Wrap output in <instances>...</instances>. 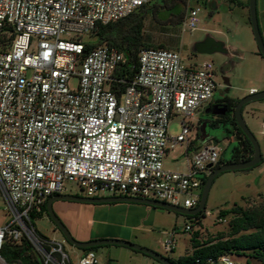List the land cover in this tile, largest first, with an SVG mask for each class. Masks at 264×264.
Masks as SVG:
<instances>
[{"label":"built area","instance_id":"obj_1","mask_svg":"<svg viewBox=\"0 0 264 264\" xmlns=\"http://www.w3.org/2000/svg\"><path fill=\"white\" fill-rule=\"evenodd\" d=\"M212 1L187 0L182 32L204 29L191 3ZM150 2L0 0V197L7 205L0 264H22L8 262L4 250L28 243L42 264H101L94 250L83 251L75 262L62 242L40 237L31 225V214L40 213L49 198L67 194L69 184L87 198L105 192L199 206L203 181L222 157L218 144L200 147L191 135L192 119L220 89L214 64L188 65L180 51L142 48L137 72L128 80L125 52L108 45L87 52L83 42L99 26ZM174 117L182 119L176 136L169 133ZM261 135L264 141V123ZM184 145L186 170L166 168L165 159ZM197 222L186 232L194 233ZM177 243L173 233L165 252L173 253ZM232 257L204 264H237Z\"/></svg>","mask_w":264,"mask_h":264},{"label":"rangeland","instance_id":"obj_2","mask_svg":"<svg viewBox=\"0 0 264 264\" xmlns=\"http://www.w3.org/2000/svg\"><path fill=\"white\" fill-rule=\"evenodd\" d=\"M175 1V2H174ZM166 0L164 5L161 0H151L150 7H154L152 15H147L144 35L145 41L159 48L180 51L188 65H201L204 62H212L215 69L227 63H232V68L228 74L230 78V96L239 101L251 95V90L257 92L264 91V59L258 55L259 49L256 43L250 23L249 8L240 6L238 2L247 3L249 0H213L207 5L192 2L191 6L199 9V18L204 29L195 32H182V27L173 25L179 18L184 21L187 13L186 7L181 2L183 0ZM260 27L264 38V0H257ZM155 13V14H154ZM208 36L224 43L228 53H215L212 55L198 54L194 48L198 42L204 41ZM83 42L94 44L97 42L93 35H85ZM217 72V71H216ZM218 75V73H217ZM220 89L215 93L214 98H219L223 82L217 76ZM76 82L72 83L74 87ZM205 111V110H204ZM204 111L196 114L192 119L194 127L192 136L197 135V146L200 143L208 144L214 142L224 156V160H229L232 150L236 146L234 137H228L224 127L213 128L210 124L211 118ZM244 119L251 131L256 136L261 145L264 157V141L261 135L264 123V100L256 101L244 107ZM181 117H174L169 124L170 135H179L182 131ZM233 130V129H232ZM218 141V142H217ZM194 154V150L189 151V158ZM187 154L186 145L172 151L165 159V166L171 170H186ZM67 194L87 197V193L77 185H67ZM99 197H109V193L101 192ZM0 224L7 220L6 208L2 196L0 197ZM264 201V161L256 167L237 172H227L220 175L214 182L207 201L206 215L202 219V225H194V231H199V241L202 243L209 239H216L220 234L227 235L230 231L231 216L219 218L220 211L229 210L235 205L245 208L256 207ZM125 205V204H121ZM133 210L127 206L102 205L97 212V216L102 217L107 222L120 224V228L125 233V238L118 239L132 242L142 247L149 248L157 253L178 261L179 259L192 254L191 244L192 232H186L188 224L192 220L185 216L170 211H164L158 216V224L151 232H136L133 239H128L131 234V222L128 220ZM219 219H222L221 221ZM35 228L45 238L52 241L62 242L66 250L70 253L75 262L79 260L83 250L73 247L66 242L61 232L56 229L51 220L44 216L35 221ZM134 233V232H133ZM176 233L178 241L177 248L173 253H166L163 244ZM116 239V238H112ZM28 246H31L28 243ZM31 246L26 252L33 251ZM101 264H161L153 258L143 253L129 248L119 246H102L95 251ZM237 264H262V262L250 257L232 255Z\"/></svg>","mask_w":264,"mask_h":264},{"label":"trees","instance_id":"obj_3","mask_svg":"<svg viewBox=\"0 0 264 264\" xmlns=\"http://www.w3.org/2000/svg\"><path fill=\"white\" fill-rule=\"evenodd\" d=\"M161 1L162 4H159L157 0L159 5H164L166 2V0ZM181 2L186 7V0ZM238 4L248 8L249 1L247 3L238 2ZM153 8L154 7L151 8L148 4L142 7L136 14L131 15L117 23L99 26L93 33L97 42L94 44H87V52L101 45H108L125 52L128 58V66L126 67L124 74L128 76V80L133 79L135 73L137 72L138 54L140 50L142 48L156 47L146 42L144 35L145 21L147 15H152V10L154 11ZM182 23V18H179L172 24L181 26ZM159 48H164V46ZM258 55L261 56L259 52ZM238 102L239 100L235 101L233 108L229 110V113L226 116L218 117L210 124L213 128L218 126L224 127L228 137L232 136L236 140V146L232 150L231 158L229 160H224V156L222 154L217 167L227 162L250 160L254 153L252 143L236 122L235 108ZM207 179L208 176L204 179L203 186L205 185ZM47 204L48 201L45 203L40 213L33 212L31 214L32 226L35 227V221L37 219H42L44 216H47L50 219ZM153 208L160 209L156 207ZM205 216L206 210L196 216H187V218L190 220H199V222L195 224L201 226L202 219ZM228 216H231L232 218L229 225L230 231L227 235L220 234L217 236L218 238L209 239L208 241L202 243L198 240L200 234L199 231H195L193 233V237L191 238L193 248L192 254H189L178 261H174L173 259L171 260L177 264H196V262L200 260L201 264H204L209 258L216 259L224 254L236 256H245L248 254L250 257L255 258L264 264V201L261 205L256 207L245 208L241 205H235L229 210L220 211L219 218H226ZM36 232L40 237L45 238L37 231V229ZM30 247L31 246H28V244L23 248L18 249H14L13 246H6L4 256L8 262L21 261L22 264H42L41 258H39L34 251L28 253L26 252V250ZM98 248L99 247H94L81 250L96 251Z\"/></svg>","mask_w":264,"mask_h":264},{"label":"water","instance_id":"obj_4","mask_svg":"<svg viewBox=\"0 0 264 264\" xmlns=\"http://www.w3.org/2000/svg\"><path fill=\"white\" fill-rule=\"evenodd\" d=\"M249 14H250V23L253 30V34L258 45L259 53L261 57L264 59V38L260 27L259 15H258V5L257 0H249ZM194 50L198 54H207L212 55L215 53H228V49L224 45V43L215 40L214 38L208 36L204 41L198 42L195 45ZM230 66L225 67V69H230ZM225 83L228 84V89H230V80L225 79ZM264 100V91L257 92L255 94H251L248 97L240 100L235 108V116L236 122L247 138L253 145L254 153L250 160L247 161H240V162H227L223 165L214 168L210 174L208 175V179L203 187L201 201L199 206L196 209H186L182 207H176L170 204H166L163 202L152 201V200H144V199H137V198H128V197H105V198H87V197H80L76 195H55L48 200L47 209L48 214L50 216L51 221L55 224L57 229L61 232L62 236L73 247L78 249H89L94 247H102V246H119L132 249L134 251L143 253L146 256L153 258L154 260L158 261L161 264H177L173 262L170 258H167L154 250H151L146 247H142L140 245L134 244L132 242L118 240V239H100V240H93L89 242H81L75 239L65 224L61 221L58 215L55 213L53 204L54 202L61 200V201H70V202H80L86 204H109V203H135V204H143L148 205L160 209H164L170 212H174L176 214L182 216H196L203 212L207 206V201L210 195V191L215 180L222 174L227 172H237V171H245L256 167L257 165L263 162V153L261 149V145L258 142L256 136L251 131L249 126L244 119L243 111L244 107L248 104L256 101ZM209 110L206 111L208 113ZM214 115H219L220 112L214 111ZM211 167V166H210ZM20 248V247H19Z\"/></svg>","mask_w":264,"mask_h":264},{"label":"crops","instance_id":"obj_5","mask_svg":"<svg viewBox=\"0 0 264 264\" xmlns=\"http://www.w3.org/2000/svg\"><path fill=\"white\" fill-rule=\"evenodd\" d=\"M203 145V143L199 144L200 147ZM96 198L105 197L98 196ZM102 205L127 206L130 210H133L128 219L131 222L130 227L134 232H131L129 235L128 239L131 240L136 236V232H151L158 224L159 214L166 211L164 209H155L152 206L135 203L86 204L61 200L54 202L53 208L72 236L78 241L89 242L100 239L125 238V233L120 228H115L121 227L119 223L111 224V222H107L102 217L97 216V212Z\"/></svg>","mask_w":264,"mask_h":264},{"label":"flooded vegetation","instance_id":"obj_6","mask_svg":"<svg viewBox=\"0 0 264 264\" xmlns=\"http://www.w3.org/2000/svg\"><path fill=\"white\" fill-rule=\"evenodd\" d=\"M232 68V63L229 61L225 64H223L220 69H216L218 75L220 76L222 82H223V86H222V90L220 91V96L219 98H214L212 100V102L210 103L209 106L206 107L205 109V114L207 116H209L211 118L212 121L216 120L218 117H222V116H226L229 113V110H231L233 108V105L235 104V101H237L238 99H235L233 97L230 96V90L228 89V84L225 83V79H229L228 74L231 71L230 69H225V67L230 66ZM231 88V85H230ZM209 110L208 113H206V111ZM214 111H218L220 112L219 115H214L213 112ZM55 225V224H54Z\"/></svg>","mask_w":264,"mask_h":264}]
</instances>
